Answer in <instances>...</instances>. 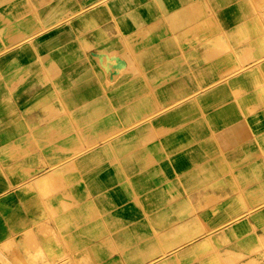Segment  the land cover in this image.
Segmentation results:
<instances>
[{"label":"crops","instance_id":"0c3cea01","mask_svg":"<svg viewBox=\"0 0 264 264\" xmlns=\"http://www.w3.org/2000/svg\"><path fill=\"white\" fill-rule=\"evenodd\" d=\"M0 255L264 264V0H0Z\"/></svg>","mask_w":264,"mask_h":264},{"label":"rangeland","instance_id":"374dc122","mask_svg":"<svg viewBox=\"0 0 264 264\" xmlns=\"http://www.w3.org/2000/svg\"><path fill=\"white\" fill-rule=\"evenodd\" d=\"M0 264H11L8 259L2 255H0Z\"/></svg>","mask_w":264,"mask_h":264},{"label":"bare ground","instance_id":"6f19581e","mask_svg":"<svg viewBox=\"0 0 264 264\" xmlns=\"http://www.w3.org/2000/svg\"><path fill=\"white\" fill-rule=\"evenodd\" d=\"M235 257H236V256H235ZM230 258H231V257H230ZM230 258H229V259H230ZM232 260H233V259H232ZM235 260H236V259H235Z\"/></svg>","mask_w":264,"mask_h":264}]
</instances>
